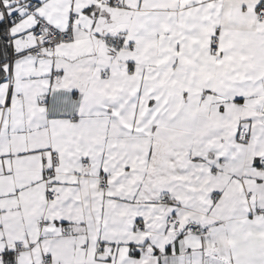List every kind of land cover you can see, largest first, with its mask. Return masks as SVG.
<instances>
[{
	"label": "snow or ice",
	"instance_id": "1",
	"mask_svg": "<svg viewBox=\"0 0 264 264\" xmlns=\"http://www.w3.org/2000/svg\"><path fill=\"white\" fill-rule=\"evenodd\" d=\"M0 264H264V0H0Z\"/></svg>",
	"mask_w": 264,
	"mask_h": 264
}]
</instances>
